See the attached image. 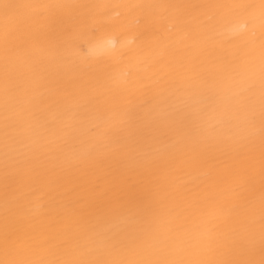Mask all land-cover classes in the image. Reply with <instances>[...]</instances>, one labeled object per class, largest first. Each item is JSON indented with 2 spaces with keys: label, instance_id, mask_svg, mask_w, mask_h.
<instances>
[{
  "label": "bare ground",
  "instance_id": "obj_1",
  "mask_svg": "<svg viewBox=\"0 0 264 264\" xmlns=\"http://www.w3.org/2000/svg\"><path fill=\"white\" fill-rule=\"evenodd\" d=\"M0 264H264V0H0Z\"/></svg>",
  "mask_w": 264,
  "mask_h": 264
},
{
  "label": "clouds",
  "instance_id": "obj_2",
  "mask_svg": "<svg viewBox=\"0 0 264 264\" xmlns=\"http://www.w3.org/2000/svg\"><path fill=\"white\" fill-rule=\"evenodd\" d=\"M108 46H114L115 45V41L114 40H109L107 42Z\"/></svg>",
  "mask_w": 264,
  "mask_h": 264
}]
</instances>
